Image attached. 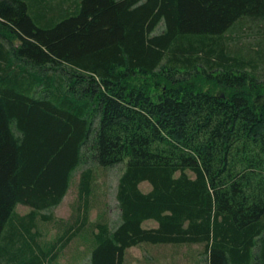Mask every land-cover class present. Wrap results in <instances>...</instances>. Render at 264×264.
Wrapping results in <instances>:
<instances>
[{"label":"trees","instance_id":"1","mask_svg":"<svg viewBox=\"0 0 264 264\" xmlns=\"http://www.w3.org/2000/svg\"><path fill=\"white\" fill-rule=\"evenodd\" d=\"M118 163V219L92 221ZM76 240L89 264L142 243L264 264V0H0V264Z\"/></svg>","mask_w":264,"mask_h":264},{"label":"rangeland","instance_id":"2","mask_svg":"<svg viewBox=\"0 0 264 264\" xmlns=\"http://www.w3.org/2000/svg\"><path fill=\"white\" fill-rule=\"evenodd\" d=\"M123 170V163H118L113 166L103 168L96 167L95 175L97 177V190L100 198L93 200L90 207L88 218L92 221L96 219L100 212L104 217L114 224L118 219V209L114 197L115 186L119 174ZM80 167L76 168L71 177L70 187L65 194L61 203L56 206L52 213L55 217L67 220L71 218L74 205L77 200V187L79 179ZM150 187L149 182L140 183V188L144 191ZM16 211L19 214L28 211L24 205H17ZM144 226L156 225L153 219L144 221ZM40 228L45 232V238L50 239L56 233L55 227L46 229L40 224ZM86 242L76 240L71 242L57 259V264H89L87 255ZM201 244H180L173 245L171 243L150 244L142 243L126 248L125 264H190L195 259L199 258Z\"/></svg>","mask_w":264,"mask_h":264}]
</instances>
